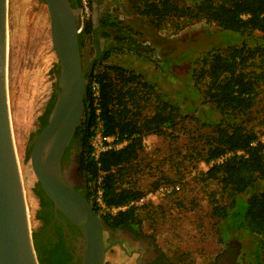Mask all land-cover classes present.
<instances>
[{"label":"trees","instance_id":"trees-1","mask_svg":"<svg viewBox=\"0 0 264 264\" xmlns=\"http://www.w3.org/2000/svg\"><path fill=\"white\" fill-rule=\"evenodd\" d=\"M69 1L72 7L80 8V0ZM133 1L136 13L147 18L153 29L161 30L172 18H204L214 23L220 32L216 36L206 33L208 39L214 40L208 44L210 51L200 59L201 66L196 71L194 65L197 61L192 58L200 47H191L173 55L178 57L179 64L178 67H170L166 56L160 61L151 58L153 51L144 49L134 39L130 27L109 15L101 20L103 29L116 33L115 46L104 49L91 62L90 71L86 73L83 117L72 139L80 152L75 167L85 184V198L93 205L104 226L139 230L137 212L144 208L146 202L141 206H130L114 216L101 214L94 201L97 188H101L102 200L107 207L140 201L144 197L142 191L127 185L125 178L127 169L143 151L144 138L151 135L170 137L182 119L192 118L210 129L209 135L204 137L205 147L197 153V161L208 166L204 177L216 180L222 194L229 200L226 206L217 204L212 207V216L220 224L219 233L228 235L226 239L248 238L251 250L245 252L256 264H264V191L253 192L257 182L264 179V150L252 130L236 123L237 116H245L252 110L264 88V48L249 47L246 43L247 37L254 32L264 37V0H195L197 2L192 7L179 6L172 0ZM92 32L90 19L79 34L80 47L82 36ZM232 37L240 43L236 44L233 39L230 41ZM222 48L225 49L220 50ZM147 55L164 77L161 90L169 98L165 101L157 97L152 113L145 116L142 100L146 99L143 98L145 94H152L153 86L142 72L131 71L127 63L130 57L145 62L149 58ZM111 58H124L125 62L113 63ZM98 66L101 68L97 71ZM167 77L169 82L173 80L181 86L169 83ZM191 78L194 83L189 87ZM184 80L186 85L182 84ZM93 82L99 90L96 104L92 97ZM198 84H203L202 91ZM53 100L54 92L39 118V130L47 123ZM97 117L102 122L104 136H115L119 142H127L120 150L103 153L98 164L90 157V140ZM228 153L232 155L216 164ZM100 172L103 175L100 185H97ZM36 194L41 196L42 191L38 190ZM50 263H55L54 257L50 258ZM39 264H43L42 261L39 260Z\"/></svg>","mask_w":264,"mask_h":264},{"label":"rangeland","instance_id":"rangeland-1","mask_svg":"<svg viewBox=\"0 0 264 264\" xmlns=\"http://www.w3.org/2000/svg\"><path fill=\"white\" fill-rule=\"evenodd\" d=\"M172 1L183 7H192L197 2ZM103 2L104 0L99 1V5ZM108 2L112 7L108 8ZM91 9L92 19V0ZM105 10V16L109 15L115 21L131 28L134 39L140 42L144 49L153 51L152 56L148 53L151 58L162 60L166 56L167 65L170 67H178L179 64L178 57L173 55H178L179 52L191 47H200L193 53L192 58L197 61L194 65L197 71L201 66L200 59L210 51L208 44L214 40V38L208 39L206 33L216 36L220 32L214 23L204 18L191 20L172 18L161 30L153 29L148 25L147 18L136 13L133 0H105ZM6 12L7 91L11 129L19 169L22 173L29 227L33 233L39 226L35 218L38 206L34 196L38 184L30 164V144L39 130V118L43 115L54 92L57 80V58L50 39L48 12L42 0H6ZM105 30L111 36H116L114 31L108 29H103L100 34ZM89 38V35L82 36L83 52L87 50ZM232 39L235 41L234 37L230 41ZM235 43L240 42L235 41ZM246 43L249 47L264 48V37L261 33L254 32L247 37ZM103 46V49L115 46L114 39ZM143 55L145 57V54ZM94 59L95 57L85 59L86 73H89ZM129 59L127 67L135 73L142 72L153 86L152 94H145L143 98L147 100H142L143 114L150 115L157 97L168 101L169 97H165L161 90L164 77L150 57L149 61L146 58L145 62L136 61L134 57ZM111 62L119 64L125 61L124 58L121 60L111 58ZM99 67L97 71L101 68ZM168 79L169 77L166 80ZM171 82L169 83L181 86L176 81ZM193 83L194 79L191 78L189 87ZM182 84L186 85V81H182ZM203 88V84H198L200 91ZM236 123L252 130L257 135L258 141L264 142V88L252 110L245 116H237ZM209 132L210 129L197 120L182 119L170 137L153 135L145 137L143 151L126 172L127 185L142 191L143 195L160 185L172 189L170 195L148 200L144 208L137 212L140 221L139 231L152 239L168 264H216L220 254L228 249L227 245L236 247L239 244L247 253L251 250V242L248 238L226 239L228 235L220 234V224L212 216L214 205L226 206L229 200L222 194L216 180L205 179L204 173L208 166L197 161V153L205 147L204 137L209 135ZM262 191H264V179L259 180L253 189L254 193ZM113 251L118 250L115 248ZM112 257L113 255H108L104 264H111L112 262L108 261ZM124 260L121 259L120 262L123 263ZM115 261L117 262V259Z\"/></svg>","mask_w":264,"mask_h":264},{"label":"water","instance_id":"water-1","mask_svg":"<svg viewBox=\"0 0 264 264\" xmlns=\"http://www.w3.org/2000/svg\"><path fill=\"white\" fill-rule=\"evenodd\" d=\"M42 1L49 16L58 74L47 123L30 144V164L45 196L83 234L82 264H103V222L93 205L65 182L61 167L81 123L87 91L78 32L80 9L69 0ZM97 10L94 7L98 16ZM7 60L6 0H0V264H39L11 129Z\"/></svg>","mask_w":264,"mask_h":264},{"label":"flooded vegetation","instance_id":"flooded-vegetation-1","mask_svg":"<svg viewBox=\"0 0 264 264\" xmlns=\"http://www.w3.org/2000/svg\"><path fill=\"white\" fill-rule=\"evenodd\" d=\"M82 49L81 56L85 54L82 53ZM84 62L85 59L82 57L83 68L86 70ZM79 155L80 152L76 144L72 142L63 154L61 167L63 164L62 174L65 182L85 198V184L78 173V168L75 167ZM38 190L41 189L36 187L34 196L38 206L36 215L40 216L37 218L35 215L39 226L32 233L38 261H42L43 264H52L50 258L54 257V264H82L86 243L83 234L60 210L55 208L43 192L41 196L36 194ZM103 228V240L106 248L104 262L111 254L113 257L108 261L109 263L111 261V264H122L120 262L122 256H134L132 264H168L152 239L138 229L110 228L104 225ZM115 248L118 250L117 252L113 251ZM227 248L220 254L216 264H256V261L252 260L251 255H247L246 249L241 245L238 244L236 247L227 245Z\"/></svg>","mask_w":264,"mask_h":264},{"label":"built area","instance_id":"built-area-1","mask_svg":"<svg viewBox=\"0 0 264 264\" xmlns=\"http://www.w3.org/2000/svg\"><path fill=\"white\" fill-rule=\"evenodd\" d=\"M80 13H79V29L78 32H81L84 25L91 19L92 9H91V0H80ZM92 97L94 99L95 104L97 103L99 97V90L96 83H92ZM98 109H96L95 113L98 115ZM262 146H264L263 140H261ZM127 144L126 141L119 142L115 136H104L102 122L99 117L96 118L95 127L93 130V135L90 140V157L92 160L98 164V161L101 155L107 151H116L122 149ZM236 154H242V152H237ZM232 153H228L224 157L218 159L216 164L222 163L226 158L230 157ZM103 173L98 174L97 185H100ZM172 189H168L164 185L158 186L155 190L149 191L144 195V197L138 202H130L128 205L118 206V207H107L102 200V190L101 188H97L95 193L94 201L99 208V212L101 214H109L111 216L116 215L119 212H124L130 206H139L148 200L160 199L167 195H170Z\"/></svg>","mask_w":264,"mask_h":264},{"label":"crops","instance_id":"crops-1","mask_svg":"<svg viewBox=\"0 0 264 264\" xmlns=\"http://www.w3.org/2000/svg\"><path fill=\"white\" fill-rule=\"evenodd\" d=\"M92 1H93V16L91 19V23H92V31L93 32H92V34L89 35L90 38L87 40V46L88 47H87L86 52H82V53H85L84 55H82V57L84 59H86L87 57L89 59H93L94 57L96 58L104 50L102 48V46L110 43L112 41V39H114V37H115V36H111L107 30H105L103 32V34H100V32L103 31V28L101 26V20L105 17V13H106L105 0L100 5H99V1L102 2V0H92ZM108 4H109V2H108ZM94 7H96L98 9L97 10L99 13L98 16L94 12ZM98 7H101V8H98ZM110 7H112L111 3L109 4L108 8H110ZM134 258H135L134 256L133 257H130V256L129 257H123L122 256V259H125L122 264H132V261L134 260Z\"/></svg>","mask_w":264,"mask_h":264},{"label":"bare ground","instance_id":"bare-ground-1","mask_svg":"<svg viewBox=\"0 0 264 264\" xmlns=\"http://www.w3.org/2000/svg\"><path fill=\"white\" fill-rule=\"evenodd\" d=\"M14 148H15V143H14ZM15 153H16V149H15ZM16 158H17V155H16ZM17 162H18V159H17ZM18 165H19V163H18ZM19 171H20V176H21L22 175L21 170L19 169ZM21 181H22V178H21ZM22 185H23V183H22ZM23 190H24V188H23Z\"/></svg>","mask_w":264,"mask_h":264}]
</instances>
